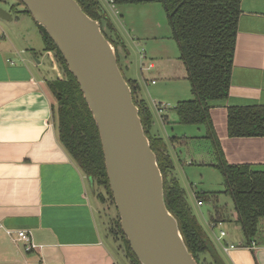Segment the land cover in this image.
<instances>
[{
  "label": "crops",
  "instance_id": "obj_1",
  "mask_svg": "<svg viewBox=\"0 0 264 264\" xmlns=\"http://www.w3.org/2000/svg\"><path fill=\"white\" fill-rule=\"evenodd\" d=\"M136 4L140 3L123 5ZM241 9L230 92L227 99L212 102L209 113L226 161L264 170V136H231L228 131L231 107L264 105V0H242ZM109 17L128 49L123 58L128 77L140 84L154 114L153 130L167 140L188 201L216 249L226 264H264V234L262 239L248 241L239 221L234 231H242L244 239L237 237L223 209L215 206L214 213L205 214V202L196 198L193 171L211 166L216 158L209 159L213 152L204 149L205 143L213 147L212 141L188 134L186 127L175 122L177 102L194 95L185 62H164L157 56L158 45L148 46L144 56L153 64L148 67L143 54L138 58L134 53L148 34L136 21H128L125 13ZM3 28L0 23V264H111L113 252L101 234L89 197L91 182L60 142L53 117L54 98L45 86L47 81L37 73L42 62L35 48L27 50L32 57L21 54ZM34 28L42 38L40 27ZM51 67L56 73L54 65ZM43 74L51 79L48 71ZM179 83L190 90L182 93L183 87H176ZM158 104H163V112ZM173 136L193 137L187 145L190 150L172 143ZM20 230L31 233L35 249L26 251L24 242L13 241ZM260 230L264 233V219ZM114 242L117 245L116 239ZM230 245L235 247L226 250Z\"/></svg>",
  "mask_w": 264,
  "mask_h": 264
},
{
  "label": "trees",
  "instance_id": "obj_2",
  "mask_svg": "<svg viewBox=\"0 0 264 264\" xmlns=\"http://www.w3.org/2000/svg\"><path fill=\"white\" fill-rule=\"evenodd\" d=\"M77 1L90 17L100 22L104 35L115 47L118 63L124 74L125 68L122 67L124 61L121 62V56L124 58L128 49L103 4L100 0ZM142 1L144 0H109L114 5ZM162 2L174 35L180 41L181 59L186 64L187 78L194 92L193 98L182 99L175 105L174 111L177 115L175 122L184 127L206 128L205 134L196 138H205L213 143L212 152L216 162L209 165L223 174L227 188L225 192L233 198L248 241L262 239L264 233L260 230V222L264 219V170H255L249 165H234L226 161L209 113L210 104L227 99L230 92L242 0H162ZM27 12L31 15L28 9ZM42 38L44 50L55 53L65 74L63 78L57 76L47 80L51 85L54 100L57 101L53 105V117L55 118L57 109L59 122L56 128L60 142L84 175L90 179L92 188L98 186L107 190L109 198L115 204L100 133L93 114L76 77L45 30H42ZM124 76L132 88L133 99L139 107L146 135L157 155L164 177L166 205L177 218L189 251L198 264H226L188 201L187 192L176 174V162L170 153L167 140L153 130L154 114L142 96L140 84L137 80L125 74ZM80 93L82 99H79ZM81 110L88 119L85 128L80 127L75 118H67V112L69 114L73 112L75 117ZM228 120V131L231 136H264V105L231 107ZM191 138L193 137L173 136L170 140L172 143L187 146ZM187 150H190V146ZM217 194L198 191L196 198L201 202H211L215 201ZM101 200L104 202L105 198ZM117 216V228L127 238L121 228L119 214ZM113 233L115 236L118 235ZM126 240L130 254L141 264L133 253L128 239Z\"/></svg>",
  "mask_w": 264,
  "mask_h": 264
},
{
  "label": "water",
  "instance_id": "obj_3",
  "mask_svg": "<svg viewBox=\"0 0 264 264\" xmlns=\"http://www.w3.org/2000/svg\"><path fill=\"white\" fill-rule=\"evenodd\" d=\"M62 53L99 129L121 228L141 264H198L165 201L164 177L139 107L100 22L77 0H18ZM0 6V20L12 21ZM178 42H180L178 40Z\"/></svg>",
  "mask_w": 264,
  "mask_h": 264
},
{
  "label": "rangeland",
  "instance_id": "obj_4",
  "mask_svg": "<svg viewBox=\"0 0 264 264\" xmlns=\"http://www.w3.org/2000/svg\"><path fill=\"white\" fill-rule=\"evenodd\" d=\"M106 9L109 16L112 18L115 16H120L121 14H126V19L130 22L139 23V28L143 29V32L148 34V39L142 41L137 49H134L135 55L145 54L148 46L154 47L158 45L157 56L159 59H163L165 61H173L178 65V63H183L180 56V48L177 43V39L174 36L172 26L170 24L165 6L162 0H144L140 2V4L136 5H114L112 6L109 0H100ZM0 6L5 8H9L13 15V22L10 21H2L0 23L4 25L3 28L7 34V38L14 40L15 45L19 48L18 50L23 53L24 56L32 57L30 52L27 50L31 48H35V55L38 60L42 62V66L37 69V73L43 78L44 81H47L48 78H45L43 71H48V76L52 78L60 77L63 78L65 76L63 70L61 69L58 60L56 59V55L52 51L43 50V40L41 38L40 32L34 28L36 27V22L32 15L27 12L26 6L23 4L19 5L17 0H0ZM14 6V7H13ZM116 10H119V13H116ZM11 24H8V23ZM146 23L145 26H142ZM6 38V39H7ZM147 42V43H146ZM153 50H151L152 52ZM149 56V55H148ZM123 62V58L121 56ZM145 59V58H144ZM50 60H52L50 62ZM149 59H145V65H149ZM34 61V60H32ZM161 62V60H160ZM52 63V64H51ZM139 63V62H138ZM134 63L133 69L135 67ZM54 65V68L57 70L55 73L54 69L51 67ZM125 66L124 62L122 67ZM125 68V67H123ZM42 70V71H41ZM124 74L128 76L129 74L124 71ZM45 83V82H44ZM187 85H189L187 83ZM191 85V84H190ZM45 86L50 91L52 97L54 98L51 90V85L46 82ZM176 87H183L182 93H185V90L189 89L190 86L185 87L183 85L177 84ZM178 88L176 90H178ZM190 90V89H189ZM78 96V94H77ZM183 96V94H182ZM79 97V96H78ZM194 95L190 94L188 97H184L186 99L193 98ZM82 99L81 93L80 98ZM81 102V100H80ZM57 103L54 100V104ZM57 106V104H56ZM70 115V116H69ZM75 118L78 122V125L82 128H85L88 119L84 112L81 110L75 117L74 113L70 114L67 112V118L70 119ZM59 122L58 110L56 109L54 123L57 126ZM91 122V121H90ZM186 131L190 135H196L200 137L205 134L206 129L203 126H187ZM200 135V136H199ZM204 149H209L212 151V147L205 143ZM209 159L214 160L213 155L208 156ZM190 173V172H189ZM195 174V178L193 179L195 185L197 186V191H213L217 192V198L215 197V201L205 202L203 206V211L205 214L214 213L215 206L219 209H223V215L228 222L229 227L231 228L232 233H236L237 237L244 239V235L242 231H234L235 224L239 223L238 214L235 209V204L233 198L230 194L226 193V181L223 174L215 169L212 166H204V168H195L193 171ZM202 174V177H201ZM90 182V179H88ZM89 197L96 208V220L99 225L101 234L103 238L106 240L107 245L110 247V250L113 252L114 261L111 264H139L136 259L134 260V256L130 254L129 249H127V238H125L121 233L119 228H117V218L118 211L116 209V205L111 201L108 195V191L104 188L95 186L93 189L92 186L89 187ZM101 199L105 198L103 202ZM103 197V198H102ZM200 217V216H199ZM200 221L201 217L199 218ZM116 225V227H115ZM119 231V233H118ZM118 234L117 236L114 235ZM114 239L117 240V245L114 246ZM122 246V248L119 247ZM126 255H128L129 260Z\"/></svg>",
  "mask_w": 264,
  "mask_h": 264
},
{
  "label": "built area",
  "instance_id": "obj_5",
  "mask_svg": "<svg viewBox=\"0 0 264 264\" xmlns=\"http://www.w3.org/2000/svg\"><path fill=\"white\" fill-rule=\"evenodd\" d=\"M142 58L144 59L145 56L142 55ZM148 67H150V68L153 67V64H150ZM158 106H159V108H158L159 111L163 112V110H164L163 104H158ZM212 226L215 227L216 224L214 223V224H212ZM225 235H226V232L222 231L221 232V236L224 237ZM13 241H15V242H19V241L24 242L26 251H31V250L36 248V245L34 244V242L32 240L31 233L29 231H26V230L17 231V235L13 236ZM234 247H235V245H230L229 247H226L225 249L228 250V249L234 248ZM252 247H254V244L252 245Z\"/></svg>",
  "mask_w": 264,
  "mask_h": 264
},
{
  "label": "flooded vegetation",
  "instance_id": "obj_6",
  "mask_svg": "<svg viewBox=\"0 0 264 264\" xmlns=\"http://www.w3.org/2000/svg\"><path fill=\"white\" fill-rule=\"evenodd\" d=\"M17 2H18V0H17ZM22 3H20L19 5H21ZM23 5V4H22ZM14 7V6H13Z\"/></svg>",
  "mask_w": 264,
  "mask_h": 264
}]
</instances>
